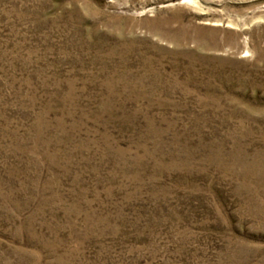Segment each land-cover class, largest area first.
Returning <instances> with one entry per match:
<instances>
[{
	"label": "rangeland",
	"instance_id": "obj_1",
	"mask_svg": "<svg viewBox=\"0 0 264 264\" xmlns=\"http://www.w3.org/2000/svg\"><path fill=\"white\" fill-rule=\"evenodd\" d=\"M0 264H264V0H0Z\"/></svg>",
	"mask_w": 264,
	"mask_h": 264
}]
</instances>
